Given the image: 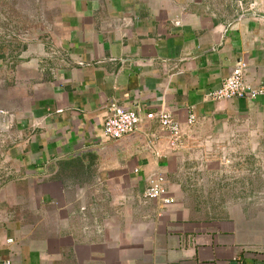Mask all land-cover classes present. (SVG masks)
<instances>
[{"label": "crops", "instance_id": "0c3cea01", "mask_svg": "<svg viewBox=\"0 0 264 264\" xmlns=\"http://www.w3.org/2000/svg\"><path fill=\"white\" fill-rule=\"evenodd\" d=\"M214 1L49 0L19 37L24 44L3 46L0 261L264 264L255 180L264 98H206L239 64L249 84H264V14L257 0ZM112 106L169 112L184 135L193 115V135L204 128L253 140L251 191H231L224 163L190 167L156 120L107 139ZM219 166L224 177H215ZM158 175L170 205L143 198Z\"/></svg>", "mask_w": 264, "mask_h": 264}, {"label": "rangeland", "instance_id": "374dc122", "mask_svg": "<svg viewBox=\"0 0 264 264\" xmlns=\"http://www.w3.org/2000/svg\"><path fill=\"white\" fill-rule=\"evenodd\" d=\"M249 1L250 0H248V2ZM48 2L49 0H0V54L3 53V46H6L9 49H13L16 46L19 49V46L24 44L19 37L26 35L29 32L32 19L41 18L43 16L47 9ZM233 2H235L238 7H240L239 5L241 3L244 4V0L214 1L215 5H223ZM257 2L260 4L259 10L264 14V0H257ZM202 129L201 132H197V134L193 135L192 128L189 126L187 134H181L182 136L177 146V148H184V159H186L189 165H192L190 167H197L200 164L204 166L206 161L214 162V164L224 163V165L226 164L225 166L230 167V171L228 172L231 175L230 178H235V184L231 186V191H239L242 193L246 192V190L251 191L249 183L254 178L253 157L250 154H247L249 151L245 148L251 146L253 140L239 138L236 135H229L222 132H215L213 137H211L210 131L204 130V128ZM212 147L215 148L213 153H211ZM243 150L245 154H243ZM255 161L256 188L257 180L261 179V189L264 195V153L261 155L260 159L256 158ZM242 162L245 165L241 169H237L236 164H242ZM259 163L260 166H258ZM225 166H219L220 173L215 177L225 176V174H222L225 170ZM214 171L215 174L218 172L216 169ZM200 188L201 190H205V187L203 186ZM197 204L205 207H216L217 205H221V202H203ZM262 213L264 218V210Z\"/></svg>", "mask_w": 264, "mask_h": 264}, {"label": "built area", "instance_id": "2783aa9c", "mask_svg": "<svg viewBox=\"0 0 264 264\" xmlns=\"http://www.w3.org/2000/svg\"><path fill=\"white\" fill-rule=\"evenodd\" d=\"M245 70V66L239 64L217 89L207 93L206 98L213 102L233 99L254 101L258 98H264V84H249L245 78ZM142 119L146 121L156 120L159 126L168 133L169 145L172 148L178 146L182 132L178 123L169 112H160L156 115L153 113L144 114L137 108L125 109L119 106H112L102 124L103 135L111 141H119L123 137L136 133ZM194 123L195 118L190 115L187 120V126H192ZM143 198L148 201L159 200L163 205L173 203V200L167 197L165 179L160 175L148 181V187L143 193ZM8 242H11V240ZM0 264L13 263L11 260H4L0 261Z\"/></svg>", "mask_w": 264, "mask_h": 264}, {"label": "water", "instance_id": "95a60500", "mask_svg": "<svg viewBox=\"0 0 264 264\" xmlns=\"http://www.w3.org/2000/svg\"><path fill=\"white\" fill-rule=\"evenodd\" d=\"M136 133H134V134H132V135H129V137H131V136H134Z\"/></svg>", "mask_w": 264, "mask_h": 264}]
</instances>
